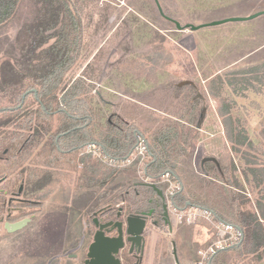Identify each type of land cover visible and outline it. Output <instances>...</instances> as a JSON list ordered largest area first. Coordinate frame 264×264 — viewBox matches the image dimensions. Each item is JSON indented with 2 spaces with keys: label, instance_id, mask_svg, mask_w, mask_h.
Here are the masks:
<instances>
[{
  "label": "trees",
  "instance_id": "trees-1",
  "mask_svg": "<svg viewBox=\"0 0 264 264\" xmlns=\"http://www.w3.org/2000/svg\"><path fill=\"white\" fill-rule=\"evenodd\" d=\"M35 3L45 4L48 12L46 16L50 15L48 20L39 14L38 9L41 6L36 7ZM69 3L71 0H0V56L11 58L16 70L19 68L20 59L16 51L21 41L17 37L11 40L3 34L2 30L7 24L18 22V29L24 26L27 29L38 27L41 33L38 34V39L32 41V38L28 39L29 43H34L33 47L28 48L29 50H38L51 37L55 40L45 52L36 57V60H43L40 65L48 67L45 74L48 78L42 76L37 99L31 100L32 107L36 106V111L30 107L31 110L26 108V101L21 102V95L8 97L1 96L0 92V99H7L0 103V106L4 107L0 109V114L4 118L0 122V150L7 149L8 153L16 154L14 159L9 160L10 164L25 158L34 167L42 168L44 171L49 169L48 175L55 169L59 170V173L63 172L62 177L60 173V180H66L71 172L76 174L79 168L80 177L92 178L101 166L105 169L106 179H109L113 173L116 174L117 169L101 164L97 159L93 161L89 157L88 160L80 157L78 149H73L78 145L98 144L103 150L105 159L123 160L131 153L140 137L145 140L148 152L140 169L141 172L152 180H158L166 173L172 174L182 188L177 199L178 205L184 208L189 202L195 207L212 211L216 218L238 227L243 238L231 248L235 252V263L260 264L264 259V129L258 130L257 136L262 140L254 144L248 133V120L239 115L240 107L227 94L224 76L261 73L264 72V64L261 67L253 66L225 75L204 73L206 91L218 102L216 112L221 121L222 133L230 146L232 156L237 157V164L231 157L229 161L231 174L228 176L222 168L220 170L214 157L203 158L199 165L203 174L200 185L203 188H211L214 193H211V196L205 190L200 196L193 197L195 180L188 179L192 173L190 171L186 173L181 164L190 157L192 145L199 139L200 129L198 130L196 125L202 111H205V101L204 98L198 97V91L195 89L193 91L194 86H197L195 82L191 86L187 84L192 91L183 94L180 91L181 85L168 83L165 87L155 89L156 82L146 78L147 69L153 70L154 67L161 65V60L168 59L158 48L153 49V54H151L153 51L145 50V47L157 39L158 32L144 17L146 13L152 12L150 0H136L138 6L132 5L133 9L126 13L117 29L123 32V47L129 46L128 60L113 63L106 68L107 73L111 75L106 79L107 86H112L114 83H118L120 88L124 86L125 96L121 95L123 91L117 95L120 88L115 86L112 88L103 86L107 91L102 89L93 94L95 82L99 79L106 56L105 52H101L80 72V75L72 81L73 85L61 96L58 105L61 103L63 106L59 108L65 112L60 110L56 122L48 117L46 110H53L54 108L51 107L55 104V100L46 92L52 90L51 81L57 80L61 84L64 76L72 68L78 70L88 57L81 39L82 16L77 11H72ZM104 3L106 10H109L111 4L107 1ZM106 16L109 17L108 11ZM56 21H61L62 24L59 25ZM38 23H42L43 26ZM72 32L74 36L70 37ZM126 66L128 70L123 71ZM135 69L144 72L135 75ZM113 79L116 80L113 82ZM137 83L146 88L137 91L135 89ZM173 88V96L166 97L164 93L169 96ZM107 93L118 97L116 103L114 102L115 109L112 111H110L111 103L106 101L105 105L101 103V100L109 98ZM11 99L14 100V106L5 105ZM150 103L159 108L163 107V113L151 108ZM31 114L40 115L39 119L34 121L37 126H30ZM53 114L50 113L49 116ZM148 118H152L153 123L160 122V125L154 129L150 126L138 125L139 121L144 119L147 121ZM53 126L57 133L69 132L59 139V150L56 149L54 141L57 133L49 139H43L47 131L45 128H53ZM26 131L28 135L24 136ZM61 149H70V152L61 153ZM238 164L251 193L256 190L258 197H248L244 192L237 190L241 188L238 181H234ZM136 166L135 162L124 167L122 171L134 170ZM54 190V187L49 189L45 197H49ZM218 255L219 253H216L212 257L211 264H214V259Z\"/></svg>",
  "mask_w": 264,
  "mask_h": 264
},
{
  "label": "rangeland",
  "instance_id": "rangeland-1",
  "mask_svg": "<svg viewBox=\"0 0 264 264\" xmlns=\"http://www.w3.org/2000/svg\"><path fill=\"white\" fill-rule=\"evenodd\" d=\"M103 1H107L111 4L109 10H106V7L104 6L105 3ZM157 1L160 4L163 14L179 22L180 25H206L228 18L247 17L253 13L264 10V0ZM150 2V4H152V12H150V14L146 13L144 17L146 20L152 23L153 29H157L158 32L156 33L157 39L145 47V50L153 51V49L158 48L160 49L159 51L164 54V56L166 55L168 57V59L161 60V65L154 67L153 70H151V68H149L150 66L148 65L149 69L146 70V78L150 81L156 82L154 86L155 89L165 87L168 85V83H173L175 86H177L176 84L180 85L182 82L187 81L197 83V86H194L193 91L195 89V91H198V97L204 98V120L198 132L199 139L195 140L192 145L190 157L187 160L182 161L181 165L186 173H188V171L192 173L190 176L191 178L189 177L188 179L193 181L195 180L193 184V197H196L197 195L200 196L201 192L205 190L212 196L211 193L214 192L211 190V188H203L200 185L201 180H203V174L199 169L201 159L210 156L214 157L220 170L223 169V171L228 176H230V158L233 157L234 162L237 164V157L232 156L233 154L229 149L230 146L223 136L222 126L220 124L221 121L216 112L218 102L213 99L206 91L204 73L225 75L244 68L263 66L264 15H261L250 21L229 22L217 26H206L196 31H191L189 29L177 30L172 22L164 19L159 14L154 0H150ZM69 4L71 10L73 9V11H77L82 16L83 25L81 21V39L84 52L88 54V57L78 70L72 68L66 74V76H64V81L62 83H65L64 85H70L72 81L80 75V72L88 67L87 65L91 61H94L101 52H105L106 56L103 62V69L99 75V79L95 82L93 94H96L98 90H104L105 88H103V86L108 88H112L113 86L120 88V86L117 85L118 83H114L112 86L109 84L110 86H107V83H105L106 79H108V77L111 75L110 73H107L106 68L113 63H118L122 60L127 61L128 57L130 56L129 46H124L125 48L123 47V32L121 30L118 31L117 29L123 17L132 8V5L136 4V7L138 6L136 0H92L88 2H76V0H71V3ZM35 6H41L40 9H38V12L42 17L47 20L50 18V15L48 17L46 16L48 12L45 9V4L35 3ZM107 11L109 12L108 18L106 16ZM56 22H58L59 25L62 24L61 21ZM17 23L18 22H10L6 27H4L2 32L11 40H15L17 37V39L21 41L19 43L20 47L16 51V55L20 57L18 61V67H20L25 65L24 62L26 58L29 59L32 56H35V59H37V55L45 52L46 48L54 43L55 40L53 37H51L50 40L41 45L38 50H29L28 48L33 47L34 43H29L28 39L32 38L31 41L33 39H38V34L40 35L41 32L36 26L28 29L24 26L21 27V29H18ZM38 24L43 26L42 23ZM72 33H70V37L74 36V33ZM35 51H37V55L34 54ZM138 51L140 52L141 50ZM32 52L33 54H30ZM153 53L154 51L151 54ZM5 58L6 57L4 56H0L1 96L6 95L11 97L12 95L16 97L18 95H22V93L25 91L24 89H26V87L30 84L29 82L24 81L23 78L19 79V71L13 69L14 67L12 68L13 72H9L8 69H6L7 64ZM42 61L40 60V62H38L39 64H36V67L44 68L42 65H40L42 64ZM122 70H128V66L124 67ZM44 72L45 70L42 69L40 74H43ZM141 72L138 69H135L134 74L136 75L137 73ZM45 74L46 73L43 75ZM115 80L116 79H113V82ZM31 81L38 87L42 85L41 79L36 76H33ZM224 82L227 94L231 99L236 101L240 107L239 115L248 120L247 129L251 140L254 144H258L262 140L257 136L258 130L260 128L264 129V72L245 76L225 75ZM87 85L90 84L87 83ZM136 85L137 87L135 89L137 91H143V89L146 88L145 86H141L139 83ZM190 86H187V84H182L180 86L181 93H190L192 91ZM123 90L124 86H121L117 95L121 94V91ZM173 90L174 88L172 89L169 96L167 93H164L165 96L172 97ZM107 94L109 100L103 99L101 100V103L105 105V101L110 102V111H112L115 109L114 102L116 103V98L118 97L111 96L109 93ZM121 95L125 96L124 91ZM15 97H12V99ZM12 99L11 101L9 100V103L4 104L8 106L10 104L9 107L14 106V100ZM6 100V98H1L0 103L5 102ZM26 106V108L29 110L32 109L33 111H36V106L32 107L31 99H27ZM0 107V109L4 108L3 106ZM152 107L154 110L159 111L160 113H163L164 111L163 107L159 108L153 103L151 104V108ZM236 113L238 112H235V114ZM35 119L32 120L30 126H37V123L34 122ZM3 120V115L0 114V122ZM147 121L146 119L139 121L138 125L140 127L150 126L151 128L153 127V129L160 125V122L153 123L154 121H152V118H148ZM45 129H47V131L45 132L46 134L43 136V139H49L52 135L57 133L54 126L53 128L50 127ZM27 131L24 132V136L27 134ZM89 154V158L91 160L94 161L97 159L101 164H106L109 167L117 169L115 172L117 175L113 173L110 177L124 178L127 180H132L134 177L137 178V168L132 171H122L124 167L121 166L120 161L115 160V163L117 164L110 163L108 160L105 163L102 162V160H100L101 155L96 150V147L93 148V151ZM237 166L238 169L234 174V181H238V184L241 186V188L237 190L244 192L248 197H258L256 190L254 193H251V189L245 182L243 174L241 173V166H239V164ZM32 169L41 170L42 168L32 167ZM45 170L46 171H42L48 175L47 171H49V169ZM60 173L61 177L64 176L63 172ZM65 175H67V173H65ZM60 182L61 181L56 182L52 197H60L61 194L71 193V188H73L74 185H66ZM173 223V235L171 237H167V235L163 236L165 239V246L163 248L165 256H161L160 260L157 258L155 264H175L173 250L171 247L172 242L174 241L178 263L196 264V252L207 248L210 242L213 241H209L208 243V240L214 234L212 224L205 220H196L193 225H179L180 227H178L175 224L174 218ZM174 233H176V236ZM9 238L10 239H6V241H4L2 237H0V264H12L13 262L20 264H24V262L25 264H44L45 262H43V260L45 257L51 255L53 256L55 251L58 250V248L49 250V247L51 246L49 244L46 246L45 252L41 254L43 257L37 258L36 253L38 252L39 247L43 244L39 245V243L36 244L35 240L24 238V241L19 245L22 234ZM212 239H214V236ZM28 245L30 248H28ZM35 248L37 249L35 250ZM26 252L28 254H25ZM235 261V252L232 249H228L219 253V255L214 259V264H216V262L219 264H238L235 263ZM54 264H62V262L55 261ZM260 264H264V259Z\"/></svg>",
  "mask_w": 264,
  "mask_h": 264
},
{
  "label": "flooded vegetation",
  "instance_id": "flooded-vegetation-1",
  "mask_svg": "<svg viewBox=\"0 0 264 264\" xmlns=\"http://www.w3.org/2000/svg\"><path fill=\"white\" fill-rule=\"evenodd\" d=\"M30 54H33V52ZM34 54L37 55V51ZM5 60L6 69L13 72V61L9 57H6ZM38 62L40 60H36L35 56H32L29 59L26 58L25 65L17 69L19 79L23 78L24 81L30 84L21 95L22 103L27 99H37L38 86L32 83L33 76L39 79L42 76H47L43 74L47 73L48 67H36V64H39ZM42 69L45 72L40 74ZM64 84H59L57 80H53L50 84L52 90L46 91L47 95L53 96L54 98H52L55 100V104L51 107V109H54L50 110L51 112L49 109L46 110L47 115L54 113L52 116L48 115V117L55 122L60 110L65 112V110L59 108L63 105L61 103V105H58V102H60L61 96L68 88L73 85V83L70 85ZM106 103L110 104V102ZM38 117H40L39 114H31L30 119L33 120ZM108 121L110 122V119ZM42 133L44 134V132ZM67 134L69 132L56 134L54 141L57 150L60 149L58 147L59 139ZM139 140L140 137L137 143ZM91 145H94L101 155L100 160L104 163L107 162V159L103 157L101 146L98 144ZM88 147L90 145H78L73 150L77 148L79 156L88 160L90 156L87 152ZM60 152L69 153L70 149H61ZM12 156L16 155L8 153L7 149L0 150V228L5 222L26 221L27 224L18 232L9 235L3 234L0 237L6 241V239H10L9 237L22 234L19 245L24 241V238L35 240L36 244L39 243V245L43 244L39 247L37 258L43 257L41 254L45 252V248L49 244L53 250L58 248L53 256L45 257L44 264L57 256H60V258L53 260L51 264H54L55 261H60L62 264L83 262L86 259L87 250L95 232L101 226L111 229V226L106 225L110 221H115L119 225H116L113 232L105 234L106 236L118 237L119 230H121L123 248L119 250L118 254L121 264H155L157 258L160 260L161 256H165L163 252L165 239L163 236L171 237L173 235V218L177 226L183 225L176 223L174 213L189 207L198 208L189 202H187L189 205L184 208L178 205L177 199H179L178 196L182 188L180 182L170 173L166 174L171 176L172 182L180 185V189L172 194L167 192L169 184L163 181L165 175L158 180H152L146 177L143 172L137 171V178L134 177L132 180L117 177L106 179L105 169L99 166L98 172L92 178L80 177L79 168L76 174L71 172L66 180H60L59 170L55 169L50 174L51 176L46 175L47 173H44L42 169L33 170L32 167L34 166L25 158L10 164L9 160L15 158ZM214 164L216 165L215 161ZM58 181H61L62 184L74 185L71 188V193L61 194L60 197H52L53 192L49 197H45L47 191L53 188ZM128 216L136 221L135 229L138 227L137 224L143 223L144 225L141 234V246L139 243L128 241L129 237L126 235L124 226ZM116 231L118 232L115 235ZM174 234L176 236V233ZM172 246H175L174 242H172Z\"/></svg>",
  "mask_w": 264,
  "mask_h": 264
},
{
  "label": "water",
  "instance_id": "water-1",
  "mask_svg": "<svg viewBox=\"0 0 264 264\" xmlns=\"http://www.w3.org/2000/svg\"><path fill=\"white\" fill-rule=\"evenodd\" d=\"M154 3L157 7V10L159 14L166 20H170L174 25L177 30H184V29H189L191 31H196L200 28L206 27V26H217L221 25L224 23H229V22H245V21H250L253 20L261 15H264V10L263 11H258L256 13H253L247 17H241V18H228L220 21H215L210 24L206 25H190V24H185V25H180L179 22L172 20L168 17H166L163 14V11L160 7V4L157 0H154ZM182 84H190L193 85L192 82H182ZM204 112L202 111L200 118L198 120V123L196 125V128L199 130L200 127L202 126V122L204 120ZM189 205V203H187ZM27 222L26 221H18V222H5L0 228V236L3 234L9 235L13 234L15 232H18L22 230L26 226ZM106 225L111 226V229H107L104 226H101L94 234L93 240L90 243L87 254H86V259L83 262H79L78 264H121L120 259L118 258L119 250L123 248V242H122V235H121V230H119V236H106L105 234L111 233L115 230L116 225H119V223L115 221H110ZM134 225H136V221L133 220L132 217L128 216L125 221V228H126V235L129 237L128 241L129 242H134L136 244L139 243L141 246L142 244V231L144 228L143 223L137 224V228H134ZM118 231H116L115 235L117 234ZM231 249V248H230ZM228 250V249H225ZM223 251V250H222ZM221 251H218L217 253H220ZM141 254V253H140ZM173 257L175 259V264H179L177 257H176V251L173 248ZM60 258V256L51 258L47 264H51L53 260ZM210 264V263H209Z\"/></svg>",
  "mask_w": 264,
  "mask_h": 264
},
{
  "label": "built area",
  "instance_id": "built-area-1",
  "mask_svg": "<svg viewBox=\"0 0 264 264\" xmlns=\"http://www.w3.org/2000/svg\"><path fill=\"white\" fill-rule=\"evenodd\" d=\"M93 148H95V146L90 145V147L87 148V152H92ZM146 153L145 141L140 138L129 156L122 161L120 160L121 166L127 167L136 162L137 169L141 173L140 169L144 165ZM109 162L117 164L115 163V160H109ZM171 179L172 178L169 174H165L163 177V181L169 184L167 189L168 194H172L180 189L179 183H173ZM174 214L177 222L186 226L193 225L196 220H205L212 224L214 239L210 242L207 248L201 249L197 252L196 264H211L212 257L218 251L230 249L242 241L243 235L238 227L216 218L215 214L210 210L189 207L177 211Z\"/></svg>",
  "mask_w": 264,
  "mask_h": 264
},
{
  "label": "crops",
  "instance_id": "crops-1",
  "mask_svg": "<svg viewBox=\"0 0 264 264\" xmlns=\"http://www.w3.org/2000/svg\"><path fill=\"white\" fill-rule=\"evenodd\" d=\"M183 226V225H182ZM178 227H180V226H178ZM213 237V236H212ZM212 237H210V239L208 240V243H209V241H211L212 240ZM29 246V245H28ZM172 247V250H173V248L175 249V246H171ZM28 248H30V246L28 247ZM31 249H33V248H31ZM37 248H35V250H36ZM52 249V246H50L49 247V250H51ZM48 250V251H49ZM53 250V249H52ZM198 250V249H197ZM28 252V251H27ZM25 253V254H28V253ZM198 252V251H197ZM197 252H196V254H197ZM36 256H37V253H36ZM195 258H197V256H195ZM197 261V259H195V262ZM43 262H45V259L43 260ZM11 264V263H10ZM12 264H20V263H15V262H13ZM24 264H25V262H24Z\"/></svg>",
  "mask_w": 264,
  "mask_h": 264
}]
</instances>
